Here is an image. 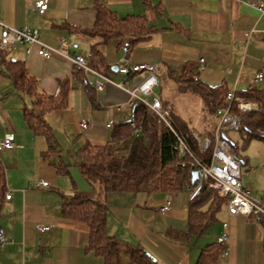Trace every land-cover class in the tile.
I'll use <instances>...</instances> for the list:
<instances>
[{"label": "crops", "instance_id": "0c3cea01", "mask_svg": "<svg viewBox=\"0 0 264 264\" xmlns=\"http://www.w3.org/2000/svg\"><path fill=\"white\" fill-rule=\"evenodd\" d=\"M38 0H0L1 19L16 28H35L40 39L58 48L61 39L70 54L89 57L96 48L104 57L103 71L116 83L126 78L113 70L123 60L133 64H154L160 76H167L169 67L195 63L201 59L205 67L200 77L211 85L225 83L229 91L257 87L264 90V79L255 81L264 73V13L255 5L264 0H100L120 17L141 15L154 28L152 36L139 42L127 54L119 40L103 42L100 37L82 33L91 29L96 19L93 0H46L44 14L36 8ZM70 27V28H68ZM9 60L25 62L28 72L39 80L40 90L56 95L59 80L72 79L73 90L66 109L48 112L46 119L52 127L57 143L63 135L75 149L86 142L106 144L110 141V120L114 123L130 121V95L113 84L102 92H90L84 73L81 81L72 62L60 54L45 58L34 46L27 53L18 45L4 56L0 53V141L7 134L15 136L16 148L0 151V166L5 174V196L0 211V227L8 242L0 246V264H107L94 252L87 251L89 231L79 222L63 217L62 195L80 194L97 197V192L82 178L78 168L66 162L64 153L44 157L47 141L29 129L23 116L25 97L15 88L6 68ZM142 75H131L127 86H135ZM125 105V108H119ZM258 106L257 104H255ZM88 120L82 131L80 123ZM214 136L216 134L215 122ZM103 125V130L98 128ZM212 130V131H213ZM195 132L199 137L210 134ZM74 141V143H73ZM60 144L58 143V146ZM252 146V144L248 145ZM61 150V149H60ZM259 150V148H258ZM78 150L70 155L74 158ZM242 183L250 188L252 197L264 199V149L243 151ZM75 161V158H74ZM57 163L70 165V175L60 174ZM75 167V168H74ZM48 181V189L32 183ZM190 190L178 194L164 192L138 194H111L105 198L109 208L107 231L123 245L142 248L159 264H196L201 251L217 243L228 223L229 256L221 264H264V229L254 217L231 216L227 208L219 214L211 235L191 242L177 240L173 234L189 228L188 205ZM172 200L166 214L160 208ZM180 205V206H179ZM179 207V208H178ZM50 225L41 233L36 224ZM212 228L210 230H212ZM117 264V263H116ZM118 264H131L127 254Z\"/></svg>", "mask_w": 264, "mask_h": 264}, {"label": "trees", "instance_id": "16d2710c", "mask_svg": "<svg viewBox=\"0 0 264 264\" xmlns=\"http://www.w3.org/2000/svg\"><path fill=\"white\" fill-rule=\"evenodd\" d=\"M96 19L91 29H82V33L91 37H100L103 42L119 40L120 45L128 52L139 42L146 40L154 33L141 15L120 17L104 2L93 0ZM70 28V27H68ZM127 52V53H128ZM1 55L6 52L0 50ZM89 64L105 73L102 68L104 57L96 49L87 57ZM6 68L15 88L25 97L23 116L27 126L36 136H43L47 141L44 157L59 155L61 150L46 115L53 110L66 109L73 90L72 79L59 80V92L56 95L40 90L39 80L32 76L25 65L19 60H9ZM81 81L82 71L74 73ZM167 77L178 83L182 91H190L199 96L208 112L215 120L217 113L229 106L227 95L229 87L225 83L211 85L200 77V70L195 63H186L178 67H169ZM163 80L160 76V82ZM159 82V84H160ZM159 86V85H158ZM87 89L97 92L86 83ZM235 97L243 103L257 104V110L245 111L240 116L239 135L241 146L233 142L225 134L231 144V154L243 162V151L250 142L257 140L264 143V90L257 87L246 91H235ZM163 107L169 112L168 120L172 129L145 105L137 104L132 108V119L142 126L139 136H133L130 121L116 122L110 132V141L106 144L86 142L75 154L74 164L82 178L97 192L92 198L80 194L62 195V214L70 221L85 225L89 231L87 251L102 257L107 264H118L121 255L127 254L131 264H159L154 257L140 247L123 245L120 240L109 235L107 218L109 213L105 198L111 194H138L164 192L178 194L186 189L193 191L191 157L180 155L175 149L178 144L177 135L190 147L192 153L202 163L211 164L214 145L202 151L195 139V131L190 125L176 115L174 111ZM256 106V105H255ZM231 109L238 112V101H233ZM214 130L211 138H214ZM58 172L69 176L70 165L55 164ZM5 196V174L0 166V211ZM227 207V199L217 195L214 189L204 185L201 193L188 205L189 228L186 232L174 233L173 236L183 242L199 239L219 221L220 212ZM264 229V218L260 221ZM264 249V247H263ZM225 246L214 243L205 247L196 264H221Z\"/></svg>", "mask_w": 264, "mask_h": 264}, {"label": "built area", "instance_id": "2783aa9c", "mask_svg": "<svg viewBox=\"0 0 264 264\" xmlns=\"http://www.w3.org/2000/svg\"><path fill=\"white\" fill-rule=\"evenodd\" d=\"M36 8L39 13L44 14L48 9L46 0H38L36 2ZM255 8L264 13V1L255 5ZM61 46L58 48L45 44L40 39V33L35 28H16L5 23L0 16V50L3 52H9L16 48L18 45H23L26 48L27 53H30L34 46L37 47L38 55L48 58L57 53L68 58L74 68L77 71H82L86 75L92 77L87 78V84L97 92L105 90L107 84H113L118 88L126 91L131 101L129 103L130 108H133L137 104L145 105L150 111H152L160 122L165 123L171 129V124L168 120L169 112L163 107L161 99L156 95V89L159 85V72L160 69L154 64H133L128 60L118 66V74L125 77L126 80L116 83L105 73L93 68L87 59V57L81 54H70L64 46L67 45L66 39H61ZM124 52L127 54L128 50ZM205 67L204 59L199 62V70L201 71ZM142 75L140 81L132 88L127 86V78L131 75ZM264 79V73H258L255 77V81H262ZM227 101L229 106L224 110H219L217 113L218 126L214 138L211 137H199L195 135V139L199 142L201 150L206 151L214 145L212 162L211 164H205L196 159L192 153L190 147L177 135L178 144L175 149L180 155H187L191 157L192 161L190 166L193 171L198 172V180L195 183V188L190 191L191 200L195 199L202 191L204 185H208L209 188L214 189L220 197L227 199V212L231 216H245L254 217L258 222L261 218H264V199L257 200L252 197L250 188L246 187L242 183V166L231 154V144L225 138V134L229 132L239 131L240 128V113L250 110H257L259 106L255 108L246 109L243 106L251 103H243L240 98L235 97V91H229L227 95ZM233 101H238V112H233L231 109ZM125 108V105L120 106ZM240 112V113H239ZM131 125L133 127V136L137 137L142 132V126L135 123L134 119H131ZM114 122L112 120L107 124V128H112ZM82 131H86L89 126V122L83 119L80 123ZM173 130V129H172ZM15 136L13 134H7L0 141V151L13 150L16 148ZM38 188L48 189L50 183L48 181L40 180L32 183ZM11 195H6V199H10ZM172 200H168L161 208L160 213L166 214L172 207ZM36 229L45 233L52 229L50 225L36 224ZM230 241V234L228 229V223L223 224V233L217 238V243L225 246L224 258L229 256L227 245ZM8 242L6 233L3 228L0 227V246L5 245Z\"/></svg>", "mask_w": 264, "mask_h": 264}, {"label": "rangeland", "instance_id": "374dc122", "mask_svg": "<svg viewBox=\"0 0 264 264\" xmlns=\"http://www.w3.org/2000/svg\"><path fill=\"white\" fill-rule=\"evenodd\" d=\"M260 83L261 82L256 84L258 88ZM238 91L241 92L246 90ZM156 95L160 99L165 101L166 107L168 109L174 111L176 115L180 116L182 119L187 121V123L195 132L209 134L214 129L216 120L208 114L202 99L190 91H182L178 83L174 80L168 78L167 76L164 77V79L160 82L159 86L156 89ZM242 113L243 112H241L239 115L241 116ZM98 128L101 130L104 129L103 125H98ZM228 136L232 139L233 142H238L241 146L242 142L240 139L239 132H229ZM58 139V143L60 144L58 148H60L61 151L64 153L66 162H68V164H70L71 166H74V158L70 155V153L73 154V150L80 149V145H77L78 143H75V149H71L69 148L70 143L68 142L65 136L61 135L58 137ZM250 144H252V146H248L247 149H249L250 147L253 151H259L260 149H264V143L261 141L254 140L250 142ZM85 183V185H87V182ZM215 232L216 229L212 228V230H209L207 235H211V237H213L215 236Z\"/></svg>", "mask_w": 264, "mask_h": 264}, {"label": "water", "instance_id": "95a60500", "mask_svg": "<svg viewBox=\"0 0 264 264\" xmlns=\"http://www.w3.org/2000/svg\"><path fill=\"white\" fill-rule=\"evenodd\" d=\"M115 71L118 70V67H114ZM198 180V172L197 171H192V183L195 184Z\"/></svg>", "mask_w": 264, "mask_h": 264}, {"label": "bare ground", "instance_id": "6f19581e", "mask_svg": "<svg viewBox=\"0 0 264 264\" xmlns=\"http://www.w3.org/2000/svg\"><path fill=\"white\" fill-rule=\"evenodd\" d=\"M256 106L255 105H253V104H247V105H245V106H243V108H246V109H252V108H255Z\"/></svg>", "mask_w": 264, "mask_h": 264}]
</instances>
